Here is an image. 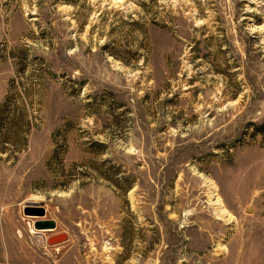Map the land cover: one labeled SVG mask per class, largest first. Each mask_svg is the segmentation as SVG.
Masks as SVG:
<instances>
[{"label":"rangeland","instance_id":"1","mask_svg":"<svg viewBox=\"0 0 264 264\" xmlns=\"http://www.w3.org/2000/svg\"><path fill=\"white\" fill-rule=\"evenodd\" d=\"M0 264H264V0H0Z\"/></svg>","mask_w":264,"mask_h":264},{"label":"water","instance_id":"2","mask_svg":"<svg viewBox=\"0 0 264 264\" xmlns=\"http://www.w3.org/2000/svg\"><path fill=\"white\" fill-rule=\"evenodd\" d=\"M24 215L26 217H39L44 218L45 217V211L42 208L30 206L26 207L24 211ZM34 229L37 231H52L56 229V223L51 220L46 221H36L34 222ZM69 240V237L66 233L56 234L49 236V238L46 239V243L50 246L52 245H60L61 243L67 242Z\"/></svg>","mask_w":264,"mask_h":264}]
</instances>
